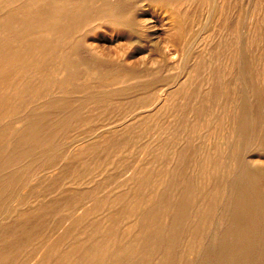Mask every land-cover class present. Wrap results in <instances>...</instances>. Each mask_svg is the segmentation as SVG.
<instances>
[{
  "label": "rangeland",
  "instance_id": "374dc122",
  "mask_svg": "<svg viewBox=\"0 0 264 264\" xmlns=\"http://www.w3.org/2000/svg\"><path fill=\"white\" fill-rule=\"evenodd\" d=\"M0 31V264H264V0H0Z\"/></svg>",
  "mask_w": 264,
  "mask_h": 264
},
{
  "label": "bare ground",
  "instance_id": "6f19581e",
  "mask_svg": "<svg viewBox=\"0 0 264 264\" xmlns=\"http://www.w3.org/2000/svg\"><path fill=\"white\" fill-rule=\"evenodd\" d=\"M110 3H111V2H110ZM71 6H72V5H71ZM78 6H79V5H78ZM1 7H2V6H1ZM104 7H105V6H104ZM2 8H4V7H2ZM105 8H106V7H105ZM35 9H36V8H35ZM67 9H68V8H67ZM52 10H53V9H52ZM55 10H56V9H55ZM38 11H39V10H38ZM68 11H69V10H68ZM30 12H32V11L30 10ZM27 13H28V10H27ZM27 13H26L25 16H27ZM45 13H46V12H45ZM49 13H50V12H49ZM1 14H2V13H1ZM9 14H10V13H9ZM19 14H20V13H19ZM19 14H18V15H19ZM23 14H24V13H23ZM30 14H32V13H30ZM42 15H43V12H42ZM46 15H47V14H46ZM46 15H44V16H46ZM112 15H113V14H112ZM6 16H7V15H6ZM22 16H23V15H22ZM28 16L30 17V15H28ZM93 16H94V15H93ZM113 16H114V15H113ZM2 17H3V16H2ZM23 17H24V16H23ZM72 17H73V16H72ZM14 18H15V17H14ZM24 18H26V17H24ZM47 18H48V17H47ZM50 18H51V17H50ZM15 19H16V18H15ZM30 19H31V18H30ZM33 19H34V17H33ZM35 19H36V18H35ZM52 19H53V18H52ZM54 19H55V18H54ZM67 19H68V18H67ZM85 19H86V18H85ZM16 20H18V19H16ZM25 20H27V18H26ZM31 20H32V19H31ZM22 21H23V20H22ZM35 21H36V20H35ZM35 21H34V22H35ZM39 21H40V20H39ZM52 21H53V20H52ZM55 21H57V20H55ZM65 21H66V19H65ZM27 22H28V21H27ZM29 22H30V21H29ZM41 22H42V21H41ZM44 22H45V21H44ZM62 22H63V21H62ZM18 23H19V22H18ZM20 23H21V21H20ZM23 23H24V21H23ZM23 23H22V26H23ZM46 23H47V22H46ZM55 23H56V22H55ZM15 24H16V22H15ZM30 24H31V23H30ZM32 24H33V23H32ZM32 24H31V25H32ZM69 24H70V23H69ZM9 25H10V24H9ZM31 25H30V26H31ZM42 25H43V23H42ZM49 25H50V24H49ZM54 25H55V24H53V26H54ZM56 25H57V24H56ZM15 26H16V25H15ZM25 26H26V25H25ZM28 26H29V23H28L27 27H28ZM76 26H77V25H76ZM50 27H51V26H50ZM50 27H49V28H50ZM69 27H70V26H69ZM69 27H68V28H69ZM25 28H26V27H25ZM70 28H71V27H70ZM70 28H69V29H70ZM72 28H73V27H72ZM32 29H33V28H32ZM65 29H66V28H65ZM18 30H19V29H18ZM22 30H23V29H22ZM38 30H39V29H38ZM41 30H43V29H41ZM50 30H51V29H50ZM71 30H72V29H71ZM3 31H4V30H3ZM13 31H15V30H13ZM32 31H33V30H32ZM43 31H46V30H43ZM0 32H1V31H0ZM9 32H10V31H9ZM11 32H12V31H11ZM27 32H28V30H27ZM46 32H47V31H46ZM50 32H51V31H50ZM52 32H54V31H52ZM61 32H63V31H61ZM19 33H20V32H19ZM40 33H41V32H40ZM44 33H45V32H44ZM44 33H43V34H44ZM47 33H48V35H49V32H47ZM55 33H56V32H55ZM64 33L66 34V32H64ZM6 34H7V33H6ZM13 34H15V33H13ZM16 34H17V33H16ZM20 34H22V32H21ZM24 34H25V32H24ZM24 34H23V35H24ZM35 34H37V33H35ZM51 34H53V33H50V35H51ZM61 34H62V33H61ZM68 34H69V33H68ZM3 35H4V34H3ZM7 35H8V34H7ZM18 35H19V34H18ZM48 35H47V37H48ZM10 36H11V34H10ZM14 36H15V35H14ZM16 36H17V35H16ZM20 36H21V35H20ZM27 36H28V35H27ZM37 36H38V35H37ZM54 36H55V35H54ZM5 37H6V35H5ZM29 37H30V36H29ZM29 37H28V39H29ZM31 37H33V36H31ZM31 37H30V38H31ZM41 37H42V36H41ZM43 37H44V36H43ZM12 38L14 39V37H12ZM12 38H11V40H12ZM26 38H27V37H26ZM64 38H66V37H64ZM33 39H34V38H33ZM41 39H42V38H41ZM49 39H52V38H49ZM69 39H70V38H69ZM0 40H1V39H0ZM5 40H6V39H5ZM47 40H48V39H47ZM64 40H65V39H64ZM70 40H71V39H70ZM134 40H135V39H134ZM134 40H133V41H134ZM9 41H10V40H9ZM14 41H16V40L14 39ZM32 41H33V40H32ZM36 41H37V40H36ZM36 41H35V42H36ZM3 42H4V41H2L1 44H2ZM18 42H21V41H18ZM43 42H44V41H43ZM43 42H42V43H43ZM46 42H47V41H46ZM8 43H9V42H8ZM12 43H13V40H12ZM21 43H22V42H21ZM28 43H30V42H28ZM38 43H39V42H38ZM52 43H53V42H52ZM5 44H6V43H5ZM5 44H4V45H5ZM19 44H20V43H19ZM33 44H34V42H33ZM35 44H36V43H35ZM53 44H54V43H53ZM56 44H57V43H56ZM13 45H14V44H13ZM15 45H16V43H15ZM49 45H50V43H49ZM49 45H48V46H49ZM9 46H11V45H9ZM24 46H25V45H24ZM2 47H3V45H2ZM6 47H7V46H6ZM15 47H16V46H15ZM21 47H22V46H21ZM49 47H50V46H49ZM8 48H9V47H8ZM8 48H7V49H8ZM12 48H13V46H12ZM58 48H59V46H58ZM62 48H63V47H62ZM1 49H3V48H1ZM17 49L19 50V48H16V50H17ZM10 50H13V49H10ZM20 50H21V49H20ZM45 50H46V49H45ZM55 50L57 51L58 49H55ZM13 51H14V50H13ZM21 51H22V50H21ZM30 51H31V50H30ZM37 51H38V50H37ZM46 51H47V50H46ZM6 52H7V51H6ZM16 52H17V51H16ZM41 52H42V50H41ZM51 52H52V51H51ZM51 52L49 51L50 54H51ZM8 53H10V52H8ZM53 53H54V52H53ZM58 53H59V52H58ZM54 54H55V53H54ZM54 54H53V55H54ZM5 55H6V54H5ZM31 55H32V54H31ZM31 55H30V56H31ZM37 55H38V54H37ZM19 56H20V53H19ZM21 56H22V55H21ZM25 56H26V55H25ZM34 56H35V55H34ZM34 56H33V57H34ZM56 56H57V55H56ZM58 57H59V56H58ZM22 58H23V57H22ZM24 58H25V57H24ZM27 58H28V57H27ZM27 58H26V59H27ZM34 58H35V57H34ZM41 58L43 59V56H42V55H41L40 59H41ZM0 59H2V58H0ZM3 59H4V58H3ZM51 59H52V58H51ZM5 60H6V59H5ZM11 60H13V59H11ZM38 60H39V59H38ZM38 60H37V61H38ZM45 60H46V59L44 58V61H45ZM6 61H7V60H6ZM16 61H19V60H16ZM25 61H26V60H25ZM58 61H59V60H58ZM62 61H63V60H62ZM238 61H239V60H238ZM2 62H3V61H2ZM8 62H10V60H9ZM48 62H49V61H48ZM0 63H1V62H0ZM29 64H30V63H29ZM41 64H42V63H41ZM49 64H50V63H49ZM68 64H69V63H68ZM6 65H7V64H6ZM21 65H23V64H21ZM24 65H25V64H24ZM51 65H52V64H51ZM58 65H59V64H58ZM61 65H62V64H61ZM65 65H66V63H65ZM7 66H8V65H7ZM47 66H48V65L46 64V67H47ZM56 66H57V65H56ZM240 66H241V65H240ZM2 67H3V66H2ZM10 67H11V64H10ZM10 67L8 66V70H10V69H9ZM12 67H13V66H12ZM12 67H11V68H12ZM32 67H33V66H32ZM40 67H41V65H40ZM40 67H39V68H40ZM50 67H51V66H50ZM50 67H49V68H50ZM54 67H55V66H54ZM60 67H61V66H60ZM5 68H6V66H5ZM16 68H17V66H16ZM22 68H23V66H22ZM33 68H34V67H33ZM43 68H44V67H43ZM43 68H42V70H43ZM11 70H13V68H12ZM11 70H10V71H11ZM37 70H38V69H37ZM52 70H55V69H52ZM3 71H4V70H3ZM10 71H9V73H10ZM21 71H22V70H21ZM31 71H32V70H31ZM45 71H46V70H45ZM0 72H1V71H0ZM13 72H14V71H13ZM64 72H66V71H64ZM91 72H92V71H91ZM11 73H12V72H11ZM16 73H17V72H16ZM43 73H44V72H43ZM43 73H40V74L42 75ZM19 74H20V73H19ZM32 74H33V73H32ZM36 74H38V73H36ZM89 74H91V73H89ZM227 74H228V73H227ZM238 74H239V73H238ZM54 75H55V73H54ZM54 75H53V76H54ZM53 76H52V77H53ZM55 76H56V75H55ZM59 76H60V78L62 77V76H61V72H60ZM244 76H245V75H244ZM13 77H14V75H13ZM16 77H19V76H16ZM32 77H33V76H32ZM34 77H36V76H34ZM39 77H40V75H39ZM40 78H43V77H40ZM44 78H45V77H44ZM119 78H120V77H119ZM45 79H46V78H45ZM114 79H115V78H114ZM20 80H22V79H20ZM23 80H24V79H23ZM42 80H43V79H42ZM235 80H236V79H235ZM2 81H3V80H2ZM11 81H12V80H11ZM36 81H37V80H36ZM38 81H39V80H38ZM43 81H44V80H43ZM55 81H56V80H55ZM16 82H17V81H16ZM20 82H21V81H19L18 83H19V84H22V83H23V82H22V83H20ZM10 83H11V82H10ZM12 83H13V82H12ZM26 83H27V82H26ZM39 83H40V82H39ZM41 83H42V82H41ZM46 83H47V82H46ZM19 84H17V85H19ZM44 84H45V83H44ZM44 84H43V85H44ZM212 84H213V83H212ZM7 85H8V84H7ZM25 85H26V84H25ZM38 85H39V84H38ZM38 85H37V86H38ZM9 86H10V85H9ZM28 87H29V86H28ZM38 87H39V86H38ZM43 87H44V86H43ZM54 87H55V85H54ZM36 88H37V87H36ZM44 88H45V87H44ZM44 88H43V89H44ZM59 88H60V87H59ZM247 88H248V87H247ZM10 89H11V88H10ZM20 89H21V88H20ZM24 89H25V88H24ZM24 89H23V90H24ZM27 89H28V88H27ZM34 89H35V88H34ZM38 89H39V88H38ZM40 89H41V88H40ZM46 89H47V88H46ZM53 89H54V88H53ZM7 90H9V89H7ZM32 90H33V89H32ZM9 91H10V90H9ZM16 91H17V90H16ZM26 91H27V90H26ZM34 91H37V90L35 89ZM43 91H44V90H43ZM47 91H48V90H47ZM7 92H8V91H7ZM24 92H25V90H24ZM37 92H38V91H37ZM37 92H36V93H37ZM30 93H31V91H30ZM40 93H41V92H40ZM251 93H252V91H251ZM41 94H42V93H41ZM49 94H50V93H49ZM23 95H24V94H23ZM23 95H22V96H23ZM28 95H29V94H28ZM31 95H32V94H31ZM37 95H39V92H38ZM253 95H254V94H253ZM15 96H16V95H15ZM22 96H21V97H22ZM32 96H33V95H32ZM34 96H35V94H34ZM13 97H14V96H13ZM36 97H37V96H36ZM8 98H9V97H8ZM8 98H7V99H8ZM26 98H27V97H26ZM29 98H30V96H29ZM32 98L34 99L35 97H32ZM2 99H3V97H2ZM11 99H12V97H11ZM11 99H10V100H11ZM20 99H21V98H20ZM10 100H9V101H10ZM50 100H51V99H50ZM260 100H261V99H260ZM9 101H8V102H9ZM20 101H21V100H20ZM30 101H31V100H30ZM161 101H162V100H161ZM8 102H6V104H8ZM17 102H18V101H17ZM23 102H24V101H23ZM15 104H16V103H15ZM160 104H161V103H160ZM32 105H33V104H32ZM10 106H11V105H10ZM10 106H9V107H10ZM24 107H25V106H24ZM29 107H30V106H29ZM2 108H3V107H2ZM26 108L28 109V107H26ZM10 109H11V108H10ZM27 109H25V110H27ZM39 110H40V109H39ZM238 112H239V111H238ZM238 112H237V113H238ZM189 113H190V112H189ZM233 113H234V112H233ZM233 113H232V114H233ZM234 114H235V113H234ZM2 115H4V114H2ZM235 115H237V114H235ZM235 115H234V116H235ZM17 118H18V117H17ZM249 119H251V118H249ZM252 119H253V118H252ZM246 120H247V119H246ZM1 121H2V120H1ZM128 121H129V119H128ZM230 121H231V119H230ZM252 121H253V120H252ZM2 122H3V121H2ZM129 122H130V121H129ZM255 122H256V121H255ZM126 123H127V122H126ZM259 123H260V122H259ZM127 124H128V123H127ZM130 124H131V122H130ZM260 124H261V123H260ZM226 125H227V124H226ZM234 125H235V124H234ZM14 126H15V125H14ZM131 127H132V126H131ZM235 127H236V126H235ZM110 128H111V127H110ZM116 128H117V127H116ZM126 128H128V127H126ZM111 129H112V128H111ZM228 129H229V128H228ZM235 129H236V128H235ZM247 129H248V127H247ZM14 130H15V129H14ZM14 130H13V131H14ZM105 130H106V129H105ZM230 130H231V129H230ZM237 130H238V129H237ZM249 131L252 132V129H249ZM232 132H233V131H232ZM259 136H260V135H259ZM254 138H256V137H253L252 140H255ZM256 139H257V138H256ZM252 140L250 141V143L252 142ZM256 141H257V140H256ZM31 142H32V141H31ZM165 142H167V141H165ZM120 143H122V142H120ZM237 143H238V142H237ZM82 144H83V143H82ZM82 144H81V145H82ZM125 144H126V142H125ZM251 144H252V143H251ZM119 145H120V144H119ZM184 145H185V144H184ZM26 146H27V145H26ZM78 146H79V145H78ZM96 146H97V145H96ZM45 147H46V146H45ZM166 147H167V146H166ZM75 148H76V147H75ZM244 148H245V147H244ZM111 150H112V149H111ZM116 150H117V149H116ZM154 150H155V149H154ZM232 150H233V149H232ZM220 152H221V151H220ZM247 153H248V152H247ZM34 154H35V153H34ZM220 154H221V153H220ZM159 155H161V154H159ZM162 155H163V154H162ZM31 156H32V155H31ZM77 156H78V154H77ZM85 156H86V155H85ZM233 156H234V155H233ZM165 157H166V156H165ZM178 157H179V155H178ZM218 157H219V156H218ZM224 157H225V156H224ZM30 158H31V157H30ZM156 158H157V157H156ZM159 158H160V157H159ZM219 159H220V158H219ZM246 159H247V158H246ZM154 160H155V159H154ZM256 161H257V160H256ZM160 162H161V161H160ZM245 162H246V161H245ZM149 163H150V162H149ZM202 163H203V161H202ZM156 164H157V163H156ZM156 164H155V165H156ZM164 164H165V163H164ZM233 164H235V163H233ZM243 164H244V163H243ZM83 165H85V164H83ZM167 165H168V164H167ZM244 166H245V164H244ZM148 167H149V166H148ZM234 167H235V166H234ZM214 169H215V168H214ZM233 169H234V168H233ZM238 169H239V168H238ZM223 170H224V169H223ZM258 170H259V169H258ZM172 171H173V170H172ZM213 171H214V170H213ZM238 171H240V170H238ZM256 171H257V170H256ZM84 172H85V170H84ZM149 172H151V171H149ZM208 174H209V173H208ZM217 174H218V173H217ZM257 174H258V173H257ZM168 175H169V174H168ZM167 177H168V176H167ZM77 178H78V177H77ZM171 179H172V177H171ZM153 180H155V179H153ZM65 182H66V181H65ZM160 182H161V181H160ZM169 184H170V183H169ZM228 184H229V183H228ZM160 187H161V185H160ZM204 187H205V186H204ZM223 187H224V186H223ZM248 188H249V187H248ZM129 189H130V188H129ZM135 189H136V188H135ZM139 190H140V189H139ZM224 190H225V189H224ZM127 191H128V190H126L125 192H127ZM125 192H123V193H125ZM239 192H240V191H239ZM246 192H247V191H246ZM112 193H113V192H112ZM222 193H223V192H222ZM99 194H100V193H99ZM110 194H111V193H110ZM143 194H144V193H143ZM101 195H102V194H101ZM117 195H118V194H117ZM119 195H120V193H119ZM168 195H169V194H168ZM227 195H228V194H227ZM191 196H192V195H191ZM214 196L217 197L216 195H214ZM223 196H224V194H223ZM123 197H124V196H123ZM133 197H134V196H133ZM141 197H142V196H141ZM142 198H143V197H142ZM147 198H148V197H147ZM195 198H196V197H195ZM215 199H216V198H215ZM243 199H244V198H243ZM248 199H249V198H248ZM64 200H65V199H64ZM96 200H97V199H96ZM100 200H101V199H100ZM118 200H119V199H118ZM204 200H205V198H204ZM227 200H228V199H227ZM105 201H107V198H106ZM176 201H177V200H176ZM103 202H104V201H103ZM122 202H123V201H122ZM136 202H138V201H136ZM150 202H151V201H150ZM150 202H149V203H150ZM99 203H100V202H99ZM226 203H227V202H226ZM229 203H230V202H229ZM232 203H233V202H232ZM83 204H84V203H83ZM105 204H106V203H104V205H105ZM112 204H113V203H112ZM115 204H116V203H115ZM208 204H209V201H208ZM248 204H249V203H248ZM81 205H82V204H81ZM85 205L87 206V204H85ZM141 205H142V204H141ZM252 205H253V204H252ZM86 206H85V208H86ZM207 206H208V205H207ZM230 206H231V205H230ZM96 207H97V206H96ZM225 207H226V206H225ZM248 207H249V206H248ZM83 208H84V207H83ZM252 208H253V207H252ZM164 209H165V208H164ZM130 210H131V209H130ZM196 210H197V209H196ZM8 211H9V209H8ZM12 211H13V210H12ZM218 211H219V210H218ZM253 211H254V210H253ZM14 212H15V210L13 211V213H14ZM51 212H52V211H51ZM191 212H192V211H191ZM214 212H216V211H214ZM230 212H231V211H230ZM242 212H243V211H242ZM247 212H248V211H247ZM251 212H252V211H251ZM9 213H10V212H9ZM100 213H102V212H100ZM120 213H121V212H120ZM120 213H119V215H120ZM129 213H130V212H129ZM234 213H236V212H234ZM237 213H238V212H237ZM254 213H255V212H254ZM11 214H12V213H11ZM45 214H46V213H45ZM105 214H106V213H105ZM114 214H115V213H114ZM126 214H127V213H126ZM103 215H104V214H103ZM127 215H129V214H127ZM195 215H196V214H195ZM149 216H150V215H149ZM239 216H240V214H239ZM116 217H117V216H116ZM232 217H233V216H232ZM246 217H247V216H246ZM259 217H260V216H259ZM241 219H242V216H241ZM256 219H257V218H256ZM136 220H137V219H136ZM136 220H135V221H136ZM157 220H158V219H157ZM80 221H82L81 218H80ZM166 221H167V220H166ZM252 221H253V220H252ZM84 222H85V221H84ZM222 222H223V221H222ZM109 223H110V222H109ZM136 223H137V222H136ZM144 223H145V222H144ZM232 223H234V222H232ZM232 223H230V224H232ZM102 224H103V223H102ZM102 224H101V225H102ZM220 224H221V223H220ZM226 224H228V223H226ZM76 225H77V224H76ZM98 225H99V224H98ZM119 225H120V224H119ZM258 225H259V224H258ZM135 226H136V225H135ZM135 226H134V227H135ZM242 226H243V225H242ZM96 227H98V226H96ZM130 228H131V227H130ZM83 229H84V228H83ZM83 229H82V230H83ZM42 230H43V229H42ZM196 230H197V229H196ZM237 230H238V228H237ZM61 231H62V230H61ZM61 231H60V232H61ZM133 231H134V230H133ZM228 231H229V230H228ZM179 232H180V231H179ZM183 232H184V231H183ZM190 232H191V231H190ZM213 232H214V231H213ZM239 232H240V231H239ZM242 232H243V231H242ZM248 232H249V231H248ZM66 233H67V232H66ZM66 233H65V234H66ZM83 233H84V232H83ZM83 233H82V234H83ZM139 233H140V234H139V237H141V232H139ZM214 233H215V232H214ZM244 233H245V232H244ZM114 234H115V232H114ZM242 234H243V233H242ZM259 234H260V233H259ZM36 235H37V234H36ZM211 235H212V234H211ZM156 236H157V235H156ZM156 236H155V237H156ZM231 236H232V234H231ZM261 236H262V235H261ZM102 237H103V236H102ZM203 237H204V236H203ZM205 237H206V236H205ZM215 237H216V236H215ZM254 237H255V236H254ZM103 238H104V237H103ZM166 238H167V237H166ZM242 238H243V237H242ZM247 238H248V237H247ZM68 239H69V238H68ZM106 239H107V238H106ZM203 239H204V238H203ZM206 239H207V237H206ZM225 239H226V238H225ZM174 240H175V239H174ZM242 240H243V239H242ZM242 240H241V241H242ZM43 241H44V240H43ZM84 241H85V240H84ZM106 241H108V240H106ZM51 242H52V241H51ZM95 242L97 243L98 241H95ZM95 242H94V243H95ZM110 242H111V240H110ZM218 242H219V240H218ZM258 242H259V241H258ZM81 243H83V242H81ZM81 243H80V245H81ZM115 243H116V241H114V244H115ZM150 243H151V242H150ZM63 244H64V243H63ZM204 244H205V243H204ZM247 244H248V243H247ZM46 245H47V244H46ZM46 245H45V246H46ZM96 245H97V244H96ZM62 246H63V245H62ZM83 246H85V244H84ZM128 246H130V244H129ZM229 247H230V246H229ZM113 248H114V247H113ZM69 249H70V248H69ZM104 249H105V248H104ZM81 250H82V249H81ZM81 250H80V251H81ZM111 250H112V249H111ZM65 251H66V250H65ZM102 251H103V250H102ZM105 251H106V250H105ZM221 251H222V250H221ZM66 252H67V251H66ZM66 252H65V254H66ZM107 253H108V252H107ZM39 254H40V253H39ZM67 254H68V253H67ZM104 256H105V255H104ZM74 257H75V255H74ZM209 257H210V256H209ZM239 257H240V256H239ZM44 258H45V257H44ZM57 258H58V257H57ZM0 259H1V258H0ZM58 259H59V258H58ZM160 259H161V258H160ZM126 260H127V259H126ZM225 260H226V259H225ZM33 261H34V260H33ZM76 261H77V260H76ZM100 261H101V260H100ZM128 261H129V260H128ZM157 261H158V260H157ZM210 261H212V260H210ZM100 263H101V262H100ZM123 263H124V261H123ZM157 263H158V262H157ZM157 263H155V264H157ZM214 263H215V262H214ZM80 264H81V262H80ZM84 264H85V263H84Z\"/></svg>",
  "mask_w": 264,
  "mask_h": 264
}]
</instances>
